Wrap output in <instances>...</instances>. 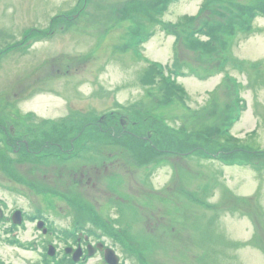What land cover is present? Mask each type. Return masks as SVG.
<instances>
[{
  "label": "rangeland",
  "instance_id": "obj_1",
  "mask_svg": "<svg viewBox=\"0 0 264 264\" xmlns=\"http://www.w3.org/2000/svg\"><path fill=\"white\" fill-rule=\"evenodd\" d=\"M77 1H0V48L21 39L29 28L49 27L45 39L33 43L31 49L19 47L0 55V121L11 125V136L41 141L62 122L93 123L114 112L113 123L124 126L125 133L133 130L136 135L151 136L158 132L171 141H162L164 147L178 151L173 145L182 144L183 139L196 140L213 151L226 147L230 155L222 150L217 156H228L233 165L205 156H174L165 157L146 174L142 163L157 160L154 156H139L106 137L68 161L63 162L60 155L36 163L22 159L15 163V172L9 171L8 164H0L5 217L21 209L25 222L14 234L21 242L34 241L39 246L34 253L15 246L7 239L12 232L2 230L11 222L3 220L1 263L27 264L35 256L38 264L43 233L37 220L32 222L28 216L42 213L57 233L83 220L82 230L94 229L88 218L91 214L99 226L100 219L91 213L99 207L118 235L114 241L106 237L107 243L116 253L128 250L141 255L142 264H264V158L251 159L255 151L264 157V12H255L251 31H239L227 42L229 60L217 67L216 59L224 58L223 46L216 44L211 58L197 52L198 48L189 49L179 31L211 21L221 10L231 14L232 5L225 7L230 3L167 0L160 13L159 8L153 9L155 20L151 21L145 15L149 0H92L80 18L57 17L75 15L69 12ZM260 1L236 0L234 4L249 2L257 8ZM202 9L206 11L201 14ZM139 23L146 32L138 53L121 51L124 42L134 45L133 32ZM199 36L206 40L202 33ZM40 37L36 32L29 35L31 41ZM153 62L164 65L166 75L175 77L182 98L175 95L162 100L164 91L158 81L166 75L151 78L147 70ZM223 72L237 78L232 85L240 83L241 112L230 80L223 81ZM226 101H230L227 108ZM144 111L163 116L175 130L160 126ZM234 121L228 130L232 138L216 139L217 125L226 127ZM101 122L106 123L104 117ZM180 129L189 136L183 137ZM198 131L200 136H195ZM219 132H225L224 128ZM51 150L62 154L55 146ZM15 176L65 197L39 195L23 177L25 182H19ZM69 197L79 201L84 216L68 204ZM84 204L91 210L87 212ZM127 260L139 264L134 256ZM90 264H97L96 259Z\"/></svg>",
  "mask_w": 264,
  "mask_h": 264
},
{
  "label": "flooded vegetation",
  "instance_id": "obj_2",
  "mask_svg": "<svg viewBox=\"0 0 264 264\" xmlns=\"http://www.w3.org/2000/svg\"><path fill=\"white\" fill-rule=\"evenodd\" d=\"M44 33H48V30H45ZM16 44H18L17 41L12 42L10 45L5 46L4 49L14 51L18 49L16 47ZM11 130V125H7L6 122L0 121V134L2 135L1 140L5 139L7 143L12 140L16 146H19V149L17 148L19 151L22 149L24 152H36V149L31 148L35 147L36 145L34 139L19 135L11 136ZM21 145H24V147ZM45 145L46 143L44 144V146ZM34 155L35 154L24 155L23 153L21 156H15V159H25V161L38 160ZM0 205L2 206L1 201ZM8 220V218L4 219V221ZM1 222L2 221H0V227ZM2 230L4 231V229ZM1 236L2 235L0 234V237ZM41 238L43 242L42 248L44 247V249H42V254L39 256L38 264H90L92 260L95 259L97 264H107L104 249L110 245L104 242V246L101 249V246L99 244L101 238H98L96 235L81 233H77L73 236L63 233L53 235L50 232V229H48V231L44 233ZM33 246L36 247V244H33ZM24 251L34 253V251L32 252V250L25 249ZM117 254L118 264H125V261L122 259V254ZM85 259L86 261L83 262ZM30 261L31 262L27 264H36L34 263L35 256L34 261L32 259ZM0 264H2L1 261Z\"/></svg>",
  "mask_w": 264,
  "mask_h": 264
},
{
  "label": "trees",
  "instance_id": "obj_3",
  "mask_svg": "<svg viewBox=\"0 0 264 264\" xmlns=\"http://www.w3.org/2000/svg\"><path fill=\"white\" fill-rule=\"evenodd\" d=\"M216 1L217 2H219V1L222 2L223 5H226V4H229L230 3V5H226L225 7H229V6L232 5V10H231V14H229L226 9L224 10L227 13L225 26H223L224 24L222 22H219V23H217V25H213V26H211L212 25V22L207 23V21H206L205 23H203L205 25V31L207 32V34L211 35L214 38H216L217 31L220 28L227 29V33L233 31L234 28L235 29H240V30L243 29V28H245V24H249V21L254 16V14H255L254 11L255 10L256 11L257 10H262L264 8V6H263L264 4L262 5V3H263L264 0H261L259 2L260 5H258L257 8H256L257 5L254 7L255 4H252V3H249V2H246V3L243 2V3H239V5H236V4H234L236 2V0H231V1L230 0H216ZM166 2H167V0H149L148 10L145 11V15H147V17L151 21H154L155 18H154L153 9L156 11V9L159 8V12L158 13H160L161 10L165 8ZM208 4L209 3L206 2L204 5L206 6ZM233 7H236V11L233 10ZM204 10L202 9L200 13L202 14V12ZM242 21H243V23H241ZM178 25L179 24H177L174 27L176 30L173 29V32L175 30V33L176 34L178 33V29H177L178 28ZM136 27L138 28L137 29V32H140V33L146 32V31H143L142 30V25H140V23H139V25L137 24ZM184 28H181V31ZM181 31H179V37H181ZM241 31H244V30H241ZM201 45L204 46L203 47V50H206V53H208L209 52V47H207V45H209V42L203 43ZM192 47L193 48H197L198 47V41H196V43ZM153 64L154 63H151L148 66L149 71L147 70V73H149V76L155 80L156 74H157V70H156V68H155V66ZM164 78L165 79L161 78L160 82L158 81V87H159L160 91L161 90H162V92L164 91L163 99L162 100L166 101L167 98H170L172 96H174L175 98H176V96L179 97V94L177 92L178 91V85L175 82H173L172 80H170V79H168L166 77H164ZM90 124H91V122H82V121H79V122H62V123L58 124L59 126H54V128L51 129V130L49 129L50 134L49 133H46V135H47V137L49 139L58 140L62 136H67L68 134H70L71 131L77 129L78 126L85 127V128H89L90 130L88 132V135L89 136H92V137L93 136H99V137L103 138L105 136H109V133L112 132L109 129H107V132H109V133L108 134H105L104 132L106 131V129H103V130H101L98 133L97 130L96 131L91 130L90 127H92L93 125L92 124L90 125ZM157 133L154 136L155 139H159V138H156V137H158L159 136L158 134H160V133H158V134ZM203 133H205V132H203ZM198 136H200V135L198 134ZM48 138L44 139L43 141H39L38 143L41 144V145H43V144H45L47 142V139ZM145 152H146V150H144L143 153H145ZM9 163H12V160L11 159L9 160ZM9 170H14V169L12 167H10Z\"/></svg>",
  "mask_w": 264,
  "mask_h": 264
},
{
  "label": "water",
  "instance_id": "obj_4",
  "mask_svg": "<svg viewBox=\"0 0 264 264\" xmlns=\"http://www.w3.org/2000/svg\"><path fill=\"white\" fill-rule=\"evenodd\" d=\"M15 219H17V215H15Z\"/></svg>",
  "mask_w": 264,
  "mask_h": 264
}]
</instances>
